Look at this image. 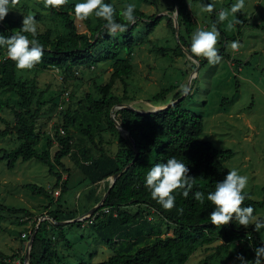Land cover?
I'll return each mask as SVG.
<instances>
[{
  "label": "rangeland",
  "instance_id": "374dc122",
  "mask_svg": "<svg viewBox=\"0 0 264 264\" xmlns=\"http://www.w3.org/2000/svg\"><path fill=\"white\" fill-rule=\"evenodd\" d=\"M110 1L120 10L126 4L133 3L146 14L166 15L149 34L143 25L138 23V44L129 54L132 74L125 78V85L117 81L113 86V93L123 99L122 103L138 110H147V102H151L150 97L161 88L173 87L169 95L164 97V101H172L175 96L184 97L190 92L182 105L202 117L203 131L199 139L209 141L215 148L230 149L233 152V156L223 160L222 164L227 171L235 168L239 174L248 176L245 191L254 200L261 202L255 213L264 218V0H245V8L239 14L240 34L236 33V16L230 13L229 17L221 22L218 15L221 9L229 10L236 0H211L216 9V27L220 37L223 33L225 38L221 41L219 37L216 47L223 48L228 59L222 54L223 58L219 63L209 64L205 61L199 67L198 63L204 57L190 61L182 48V55L177 54V45L183 46L178 39L180 34L191 46V36L197 29H210L214 24L211 13L202 11L199 2L185 0L194 25L192 33L187 34L184 27L179 28L176 7L172 6L170 0H157L155 3L140 0ZM29 11L35 18L38 16V32L50 29L53 35L65 33L63 22L50 14L45 0H19L7 15L23 20ZM174 17L177 20V35L175 30L173 32L171 29L174 28ZM74 21L79 32L89 33L81 20L75 18ZM230 23L233 24L232 28L228 27ZM232 34L235 35L234 39L229 38ZM232 41L240 43L238 50L231 49ZM184 48L191 55V47L189 50ZM127 55L126 49L119 53L121 57ZM110 64L111 60H108L98 62L90 69L77 67L73 75L65 74L56 67L16 69L17 77L25 81L28 87L33 85L35 88L31 111L35 108L34 100L38 93L42 92L40 101L44 103L35 123V130L39 134L35 148L39 152H47L51 165L49 170V166L31 158L26 161L17 160L13 168L8 169L6 160H0V203L7 208L0 211V251L6 255L5 261L8 264H18L19 261L21 264L27 263L24 261V255L33 233L34 237L38 234V237L44 238L47 246L56 251L54 264H75L79 261L96 263L120 252L121 246L132 244L135 250L145 243H150L156 236L172 235L174 224L142 204L120 207L122 211L137 214V219L125 226L124 231L115 223L105 226L109 216L107 208L99 212L98 218L96 210L94 216H87L89 209L102 198L108 186L105 187L102 181L91 184L79 169V165L89 161L87 156L97 157V149L100 146L111 157L120 155L129 140L119 130L117 133L108 131L106 114L92 116L86 109V93L95 99L99 98L95 85L106 83ZM1 100L18 109V97L15 93L0 89ZM118 109V105L112 106L109 117L111 114L115 116ZM0 117L6 122L0 121V129L6 124H14L13 114L8 106H2ZM68 118L73 119V123L68 126L72 136V150L71 154L61 158L63 166H59L51 159L59 147L54 132L62 134V124ZM88 126L92 140L79 131V127ZM98 128L102 129L100 133ZM18 144L14 131L0 138V148L10 150ZM56 172L61 174L58 185ZM62 182L66 183L67 190L56 202ZM28 183L42 186L52 200L43 195L32 194L24 188ZM94 198L98 201L92 205L90 202ZM56 207L84 210L90 208L75 215L77 220L81 221V228H78L69 222L60 224L49 218L48 211ZM22 208L31 215L12 211ZM115 215L116 212H113L112 216ZM84 217L88 220L85 221ZM91 223H94L103 235L111 233V245L100 238L99 231L93 229ZM61 231L70 246L61 239ZM120 232L122 236L119 237ZM256 233L264 241V229ZM142 235L145 240L136 242ZM220 243L221 240L215 239L201 246L189 256L185 264H197L205 255L213 253ZM241 245L235 241L227 248L221 249L220 257L216 256L213 263L239 264L236 251Z\"/></svg>",
  "mask_w": 264,
  "mask_h": 264
},
{
  "label": "trees",
  "instance_id": "16d2710c",
  "mask_svg": "<svg viewBox=\"0 0 264 264\" xmlns=\"http://www.w3.org/2000/svg\"><path fill=\"white\" fill-rule=\"evenodd\" d=\"M140 1L155 3L157 0ZM170 1L172 6L176 7L179 28L184 27L187 34L192 33L194 25L191 21V13L186 1ZM193 1H197L200 4L208 2L206 0ZM109 2L111 1L109 0ZM74 4L75 2L66 0V3L59 7L48 6L50 14L63 22L65 33L53 35L50 29L37 33L35 38L45 46V52L41 61L34 67H56L65 74L73 75L77 67L90 69L98 62L111 60L108 80L106 83L95 85L99 98L95 99L91 94L86 93L84 100L87 111L92 116L106 114L108 131L117 133L118 129L109 117V110L112 106L122 103L123 99L113 93V86L117 81L125 85V78L130 77L132 74L133 68L129 54L133 47L138 44L136 26L138 23L142 24L145 31L149 34L154 31L164 17L166 18V15L146 14L136 7V22L130 25L126 32L117 33L115 36L108 34L103 27L105 22L102 18L92 15L82 21L89 31L86 34L77 30L74 21L76 17L72 8ZM113 5L115 6V4ZM116 10L117 21L124 22L119 15L121 10L117 7ZM239 14L240 12L236 14V19H239ZM211 19L215 24L217 21L216 9L211 13ZM21 25L22 20L19 17L13 18L7 15L4 21L0 22V33L11 35L19 31ZM236 26V33L240 34V22H236ZM171 29L174 32V28L171 27ZM26 35H29L30 39L33 38L31 34ZM234 36L232 34L229 38L234 39ZM220 38L221 41H224L223 33ZM178 39H180L183 47L189 50L190 46L185 42L181 34ZM181 48L177 45L179 50L177 54L179 55H182ZM122 49L128 51L126 57L119 56ZM219 51H221L220 55L223 54L228 59V55L223 52V48L219 49ZM191 55L193 58L200 60L194 54L191 53ZM205 61L207 59L203 58L200 60V64L202 65ZM16 69L15 62L6 57V49H0V89L13 92L18 97V100H16L18 109L9 106L5 101H0V111L3 105L8 106L14 118L12 126L6 124L4 128L0 129V138L14 131L19 141V144L10 150L0 148V160H6L7 168L12 169L17 160L26 161L35 158V160L49 166L50 170L51 160L48 158L47 152H39L35 148L39 141L35 123L44 103L40 101L42 92L38 93L36 100H34L35 108L31 111L30 106L36 94L35 88L33 85L28 87L25 81L19 79L16 75ZM172 90V86L159 89L150 97V103L157 105L170 102L164 101V97L169 95ZM189 95L190 92L186 93L184 97L175 96L172 104L155 112L140 113L129 108L118 109L114 117L119 125L130 133L134 148L132 141L129 139L122 153L111 157L100 146L97 149V157L87 156L89 161L79 165V169L91 184H96L109 178L128 165L111 185L103 204L95 211L97 212L96 218H98L97 216H99V212L102 209H108L109 216H107L108 222L105 223L106 227L115 223L124 231L125 226H129L137 219V214L122 211L120 207L142 204L159 213L167 222L174 224L172 235L165 237L156 236L150 243H145L135 250L132 244L121 246L120 252L113 253L103 261L96 263L79 261L75 264H185L196 249L211 243L215 239L221 240V243L216 246L213 253L205 255L197 264H214L213 259L216 256L220 257V250L227 248L235 241L242 244L237 248L236 256L238 254L243 255L249 261L255 258L254 249L260 247L264 241L254 231L253 225L245 228L240 226L235 220L227 225H213L210 222L209 214L214 206L207 200H205L204 204H200L194 198L196 191H203L207 194V192L215 190V183L222 181L228 173L222 161L230 159L233 156V152L230 149L215 148L209 141L199 139L203 131L202 117L182 105L184 98ZM0 121L6 123L2 117H0ZM70 123H73V119H65L62 124L63 133L54 132V138L59 147L51 159L59 166H63L61 158L71 154L72 136L68 127ZM79 131L89 136L92 140L89 126L86 128L79 127ZM98 131L100 133L102 129L98 128ZM85 155L84 153L83 156L86 158ZM172 156L184 161L189 168L188 175L195 178V184L187 197L182 195V190H177L174 193L176 195L175 206L171 209H165L157 200L152 198L151 191L145 184V177L152 166L156 163L164 162ZM55 175L56 185H58L61 174L56 172ZM66 186L65 182L61 183V190L55 199L56 202L59 201V197L63 192L67 190ZM24 188L32 194L43 195L52 200L48 192L40 185L28 183L24 185ZM245 193L246 199L242 206L252 205L255 212H257L261 202L254 200L247 191ZM97 201L98 199L94 198L90 203L94 205ZM89 208L84 210V208L63 209L62 207H56L48 211V214L49 218L58 222L73 219L77 213L87 211ZM3 210H7V208L0 203V211ZM12 211L31 215L29 211L23 208L12 209ZM95 212L90 216H94ZM113 212H116L115 216H112ZM255 212L254 215H256ZM69 224L81 228L80 220L69 222ZM90 226L99 231L94 223H91ZM98 233L101 236H99L100 238H103L108 245H111L113 242L111 233L104 235L100 231ZM60 236L70 246V242L62 231ZM118 236H122V233L120 232ZM144 240L145 236L142 235L136 242H143ZM56 255V251L47 246L45 239L38 237V234H36L29 251L28 264H54ZM5 258L6 255L0 251V264H8Z\"/></svg>",
  "mask_w": 264,
  "mask_h": 264
},
{
  "label": "clouds",
  "instance_id": "9594fccd",
  "mask_svg": "<svg viewBox=\"0 0 264 264\" xmlns=\"http://www.w3.org/2000/svg\"><path fill=\"white\" fill-rule=\"evenodd\" d=\"M19 0H0V22L4 21L12 7ZM66 3V0H45V6L59 7ZM75 17L81 21L90 16L102 18L105 22L103 27L108 34L115 36L117 33H124L128 27L136 22V6L133 3L126 4L119 15L124 22H118L116 7L109 0H81L73 6ZM202 11L212 13L215 4L208 0L202 2ZM245 8V0H236L229 10L221 9L218 13L219 21H225L231 13L234 17ZM236 22H240L236 19ZM229 28L233 24L228 25ZM38 33L37 20L32 13H28L22 20L19 31L11 35L0 33V49H6V57L15 62L18 69H32L44 56L45 46L35 37ZM31 34L33 38H29ZM220 32L213 24L210 29L199 28L191 36V53L197 57H204L209 64H217L222 60L219 49L216 47ZM232 50H238L240 43L232 41ZM187 91V89H185ZM189 168L183 160L172 156L164 162L156 163L150 168L145 177V184L151 191L153 199L157 200L165 209L175 206L177 190H182V195L187 197L189 191L195 184V178L188 175ZM248 176L239 174L237 169L228 171L222 181L215 183V190L207 194L203 191H196L194 198L200 204L205 200L214 206L210 212V222L216 226L227 225L235 220L240 226L247 228L254 226V231L260 232L264 229V218L254 215L255 209L252 205L242 206L246 199L245 189L248 185ZM255 258L251 261L238 254L236 259L239 264H264V243L254 249Z\"/></svg>",
  "mask_w": 264,
  "mask_h": 264
},
{
  "label": "water",
  "instance_id": "95a60500",
  "mask_svg": "<svg viewBox=\"0 0 264 264\" xmlns=\"http://www.w3.org/2000/svg\"><path fill=\"white\" fill-rule=\"evenodd\" d=\"M29 13H32V12L29 11ZM32 14H33V13H32ZM174 30H175V34L177 35V33H178V27H177V20H176L175 17H174ZM176 38H177V37H176ZM181 47H182V49L185 51L186 54L190 55V54L185 50V48H184L183 46H181ZM190 56H191V55H190ZM199 65H200V63H198V67H199ZM195 71H196V69H195ZM179 98H180V97H179ZM173 102H174V101H170L169 103H167L166 105H164V106H162V107H158V108L150 109V110H138V109H135L133 106H131V105H129V104H124V103H119V104H117V105H118V108H119V109H120V108H129V109L136 110V111H138V112H140V113H146V112H155V111H157V110L163 109V108L167 107L168 105L172 104ZM110 118L113 120V122H114L116 128H117L119 131H121L120 128H122V129L126 132V137L132 141V143H133V148H134V142H133V140H132V138H131V136H130V133H129L125 128H123V127H121V126L119 125V123L117 122V120L114 118V115H113V114L110 115ZM130 164H131V162H130ZM127 166H128V165L124 166V167H123L122 169H120L118 172L114 173L113 175H111V176L109 177V178L111 179V181H110V184L108 185V187H107V189H106L104 195L102 196V198H101V199H100V200H99L94 206H92V207L89 209V211H88V213H87V216H90L95 210H97V208H98L99 206H101V205L103 204L104 199H105V197L107 196V194H108V192H109V190H110L111 185L113 184V182L115 181V179L118 177V175L121 174V173L126 169ZM48 217H49V216H48ZM84 218H86V217H84ZM84 218H81V219H84ZM77 219H78L77 217H73V219H70V220H63V221H58L57 223L64 224V223H68V222L76 221ZM33 237H34V233L31 235V237H30V239H29V242H28V248H27V250H26V252H25V255H24V261H25V263L27 262L26 264H28L29 250H30V248H31V244H32V241H33Z\"/></svg>",
  "mask_w": 264,
  "mask_h": 264
},
{
  "label": "bare ground",
  "instance_id": "6f19581e",
  "mask_svg": "<svg viewBox=\"0 0 264 264\" xmlns=\"http://www.w3.org/2000/svg\"><path fill=\"white\" fill-rule=\"evenodd\" d=\"M186 56L188 57V59L190 60V61H196L192 56H190V55H188V54H186ZM167 103H165V104H161V105H152L150 102H147V105H148V109L147 110H150V109H155V108H158V107H162V106H164V105H166ZM140 110V109H139ZM120 132L124 135V136H126V132L122 129V128H120ZM110 181H111V179L110 178H106V179H104V180H102V182H103V184H104V186L105 187H107L109 184H110ZM106 190V189H105Z\"/></svg>",
  "mask_w": 264,
  "mask_h": 264
},
{
  "label": "built area",
  "instance_id": "2783aa9c",
  "mask_svg": "<svg viewBox=\"0 0 264 264\" xmlns=\"http://www.w3.org/2000/svg\"><path fill=\"white\" fill-rule=\"evenodd\" d=\"M60 132H61V133H63V130H60ZM18 264H21V263H20V261H19V263H18ZM23 264H24V262H23Z\"/></svg>",
  "mask_w": 264,
  "mask_h": 264
}]
</instances>
